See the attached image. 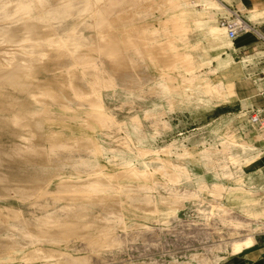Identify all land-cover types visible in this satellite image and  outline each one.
<instances>
[{
  "label": "rangeland",
  "instance_id": "obj_1",
  "mask_svg": "<svg viewBox=\"0 0 264 264\" xmlns=\"http://www.w3.org/2000/svg\"><path fill=\"white\" fill-rule=\"evenodd\" d=\"M16 1L20 0H0V42L5 34L19 33L14 20L16 15L13 14L15 6L19 5ZM126 1L132 4L136 0ZM174 1L180 7L178 15L187 20L183 23L189 34L183 36L184 42L176 45L188 48L199 83L202 84L204 81L201 79L205 77L210 78V71L214 68L222 69L227 56L239 61L242 56L251 53L256 54L258 59L250 72L253 78L249 84L239 86L235 82L226 86V94L220 96L214 93L212 96L203 92L198 84L183 83L182 77L188 78V75L182 70H177L175 80L168 81L161 68L143 58L138 61L136 72L115 75L112 86L103 91L102 115L92 111L86 101L63 93V102L52 105L43 117L37 119L41 124V134L48 143L71 144L70 147L49 152L45 162H37L32 156L28 160L22 157L21 151L24 156L28 152L25 150H30L22 143L28 133L11 123L7 118L8 111L0 112V209L3 211L13 208L21 211L25 219L32 220L42 211L31 206L33 200L20 199L17 188L42 185L48 191H54L60 178L78 180L95 171L121 176V182L131 188L137 189L138 184L146 185L148 188L139 193L148 196L154 204L184 198V207L178 210L157 204L156 215L125 204L124 197H121L123 210L120 214L114 212L110 215L113 212L111 209L94 207L93 214L89 212L90 215L80 221L86 222V227L89 224L93 226L90 230L89 225L86 233L100 238L105 230L110 231L120 245L103 251L86 249L87 240H91L86 238L58 247L72 257L87 258L86 264L226 263L230 243L234 239L241 238L249 230L252 235L264 232V216H249L250 212H264V179L256 182L264 175V132H260L259 126L251 124L248 118L252 107H260L256 104L254 93L259 88L264 92V83L256 84L259 79H264V54H261L264 52V40L247 37L246 40L252 41L246 46L251 47L235 52L233 58L226 51L227 45L232 47L227 37L217 42L213 39L217 16L227 15L225 10H213L202 15L198 4L190 0ZM217 1L244 15L241 5L236 8L237 0ZM48 2L53 5L56 0ZM123 4L124 1L119 6L123 7ZM262 6L258 4V7ZM160 10L149 11L142 16L153 21L160 18ZM252 26L264 37V27H261L264 24ZM23 37L19 41L29 39L27 35ZM175 37L183 38L182 34ZM233 45L238 47L239 42H233ZM9 49L16 47L10 46ZM44 69L49 70L48 67ZM80 82L84 84L82 80ZM239 145L249 146L253 151L245 154ZM255 154L261 155L260 164L253 167L246 160ZM239 176H242L244 188L253 186L251 197L260 201L251 206V211H243L247 207H239L228 199L223 200L226 211L215 209L208 199L202 197L201 191L213 190L214 184L219 183L227 190L236 188L235 180ZM41 203L51 207L62 206V202L55 203L50 198ZM164 213L169 214L166 216ZM57 218L63 222L61 215ZM2 219L0 231L4 230L0 232V264H23L22 258L37 248H56L55 244L37 238L39 232L36 227L39 225L25 227L13 219ZM102 219L106 221L104 224ZM229 221L240 223L241 228L236 230ZM95 223L99 226H94ZM48 225V228L55 226L52 223ZM4 226L9 227L8 230ZM96 227L103 231L100 233ZM30 235H33L31 240ZM43 263L46 264L42 261L28 264ZM47 264L58 263L49 260Z\"/></svg>",
  "mask_w": 264,
  "mask_h": 264
},
{
  "label": "bare ground",
  "instance_id": "obj_2",
  "mask_svg": "<svg viewBox=\"0 0 264 264\" xmlns=\"http://www.w3.org/2000/svg\"><path fill=\"white\" fill-rule=\"evenodd\" d=\"M122 1H124V6L120 7ZM190 1L201 7L202 15L213 10H225L228 16L224 17L228 22L242 27V30L238 32V37L248 33L263 39V36L252 26L253 24L249 23L238 11L231 10L218 3L217 0ZM225 1L228 2V0ZM117 2L120 4L118 5ZM126 2L125 0H56L52 5L48 0H20L16 3L19 5L15 6L13 14L16 15L14 20L19 33L11 36L5 34V38L0 42L2 43L0 44V112L8 111L10 114L7 118L11 120V123L27 131L28 135L20 139L24 146L26 144V148L32 150L31 152L25 150L28 152L24 156L20 150L24 159L28 160L32 156L37 162H45L49 152L58 148L70 147L71 144L48 143L41 134V124L37 120L43 117L49 107L63 102V93L69 97L86 101L91 110L102 115L103 91L112 86L115 75L128 71L136 72L139 68L138 61L143 58L161 68L162 74L168 81L175 80L177 70H182L188 75V78L182 77L183 83L198 84L203 92L212 96L214 93L220 96L226 94V85L234 80L252 81V77H247L244 70L253 61L243 56L239 62H232L225 70L219 71L214 68L210 71V78L201 79L204 82L200 84L199 77L196 78L194 73L193 58L188 48H179L176 45L178 42L185 41L184 37L188 36V31L184 24L187 20L178 15L180 7L175 1L136 0L132 4L128 2L129 5L125 4ZM157 9L162 10L160 18L153 21L143 18L142 14L149 11L154 12ZM218 16V27L214 29L213 39L217 42L227 37L228 42H234L238 37L234 40L230 39L226 28L219 25ZM176 34H182L184 37L176 38ZM24 35H27L29 39L19 41ZM10 46H15L16 49H9ZM229 46L227 45V49L233 50ZM44 67H48L49 70H45ZM90 71L93 73L89 74ZM80 80L84 84H81ZM21 94H23L22 98ZM254 126H259L258 130L264 132V124ZM46 143L49 145L47 146ZM239 147L245 154L253 151L249 146L239 145ZM260 157L259 154L250 155L246 162L253 164L254 167L260 164ZM242 176L235 180L236 188L227 190L219 183L214 184L213 190L203 189L201 191L202 197L208 199L215 209L226 211L223 200L228 199L239 207H247L243 211H251V206L256 200L251 197L253 186L244 188L241 182ZM171 177L173 178L172 174ZM121 179V176L112 175L109 172L103 174L101 171H95L83 179L60 178L55 184L54 191H48L42 185L35 188L34 186L26 189L17 188L16 193L20 199L33 200L31 206L41 210V215L28 220L22 216L21 211L5 208V211L0 209V218H3V221L13 219L25 227L39 225L36 227L39 232L35 234L37 238H43L55 244L56 247L55 249L37 248L22 258L23 264L36 261L47 264L49 260H55L58 264H86L87 258L72 257L58 248L69 242H77L86 238H91L90 241L87 240L86 249L103 251L118 247L120 241L115 239L110 231L104 229L105 233L99 235L101 229L96 227L100 238L96 235L89 236L86 230L90 226L89 229L93 230V226L87 223L90 226L86 227L84 225L86 222L81 223L80 221L84 220L89 212L93 214L94 207L101 210L111 209L113 212L110 215L114 212L120 214L123 210L121 197L126 199L125 204L129 203L149 215L155 214L154 212L158 209L157 204L174 210L184 207V198H172L154 204L148 196L139 193L148 188L146 185L138 184L137 189L131 188L127 183L121 182ZM47 198L55 203L61 204L62 202V206L58 208L42 204L41 201ZM58 215H61L63 222L58 220L60 219L57 218ZM249 216L262 217L264 212H250ZM229 222L232 223V221ZM50 223L60 225L46 227ZM231 225L236 230L241 228L240 223L233 222ZM94 226L99 225L95 223ZM3 228L8 230L6 226ZM32 236L30 235V240ZM254 244V235L250 233V230L241 238L234 239L230 243L227 262L250 250ZM6 245H3L5 249Z\"/></svg>",
  "mask_w": 264,
  "mask_h": 264
},
{
  "label": "crops",
  "instance_id": "obj_3",
  "mask_svg": "<svg viewBox=\"0 0 264 264\" xmlns=\"http://www.w3.org/2000/svg\"><path fill=\"white\" fill-rule=\"evenodd\" d=\"M259 3L262 4V5H264V0H261V2H258L256 0H248V1L247 0H243V1L242 0H237L236 1V8H238V5H241L242 6V8H243L242 12L244 14L243 17L249 23H251L253 25L254 24H264V6L258 7V4ZM216 26L218 27V24H216ZM261 27H264V26H261ZM224 34H225V32H224ZM247 37L254 38L252 35H250L248 33L245 34V35H240L238 37V39H236L234 41V42H236V41L239 42L238 47H235L233 45V41H231V46H232L231 48L233 50L226 49V51H228V53L232 54V56L234 58V53L235 52L240 51L242 49L246 50V49L250 48L251 46H246V45L249 42H251L252 40H250V39L246 40ZM261 54H264V52L261 53ZM245 56L251 58L252 61H255L254 63L252 62L251 65L247 66L248 68L246 67V69L244 70L245 75L248 77V76H250V72L253 69V67L255 66L258 58L256 57V54L254 55V54H251V53L249 55H245ZM226 58L227 59L223 60L222 69H218V68H215V69H217L219 71L225 70V68H227L232 62L237 63V62H239L241 60V58H240L239 61H235L236 59L234 60V59H232V58H230L228 56ZM263 72H264V70H263ZM235 82H237L239 84V86H240V84H245V83L249 84L251 82V80H243V81L234 80V81L228 83L227 85L234 84ZM261 83L262 84L264 83V79H259L258 82H256V84H261ZM225 93H226V88H225ZM254 94L257 97L256 98V100H257L256 101V104L257 105H260V107L254 106L252 108H261V107H263L264 106V92L261 91L260 88H259V90H257ZM262 179H264V175L260 176L256 180V182H260ZM260 186H262V185H260ZM258 203H260V201H256L255 200V202L252 204V207L255 204H258ZM255 213H258V212H255ZM254 240H255V244H254V246L250 250L246 251L245 253L239 255L236 258H233L231 260L232 262L231 261L230 262H227V263L221 262L220 264H264V232L254 235ZM234 259H236V260H234Z\"/></svg>",
  "mask_w": 264,
  "mask_h": 264
},
{
  "label": "built area",
  "instance_id": "obj_4",
  "mask_svg": "<svg viewBox=\"0 0 264 264\" xmlns=\"http://www.w3.org/2000/svg\"><path fill=\"white\" fill-rule=\"evenodd\" d=\"M218 23L221 26H224L227 30V34L230 39H236L238 37V32L242 30L240 25H234L233 23L228 22L227 18L224 16H218ZM264 39V37H263ZM249 122L254 125H263L264 124V106L261 107V110L258 108H252L249 115Z\"/></svg>",
  "mask_w": 264,
  "mask_h": 264
}]
</instances>
